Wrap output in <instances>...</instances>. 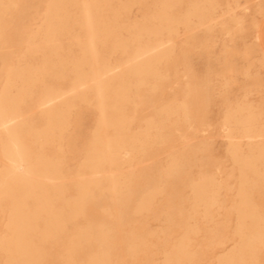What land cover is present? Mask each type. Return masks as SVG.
I'll return each mask as SVG.
<instances>
[{
	"label": "rangeland",
	"instance_id": "1",
	"mask_svg": "<svg viewBox=\"0 0 264 264\" xmlns=\"http://www.w3.org/2000/svg\"><path fill=\"white\" fill-rule=\"evenodd\" d=\"M16 1L2 20L8 29L0 42V100L8 88L11 95L26 92L18 107L24 123L18 137L34 153L36 133L45 129V116L38 107L41 94L45 89H66L75 84L72 69L76 63L63 62L66 72L62 77L45 75L33 82L8 77V69L43 65L41 54L29 55L28 49L40 41L46 1ZM211 2V16L200 21L204 26L178 25L168 41L170 54L159 66L160 81L146 80L130 94L123 112L129 119V132H138L144 120H150L154 129L146 148L130 164L116 169L104 166L101 170L100 177H123L120 193L110 192L106 182H101L93 190L94 199L75 221L66 217L72 213V199L79 194L76 174L84 171L85 156L94 136L108 134L99 109L89 103L92 93L67 95L70 107L64 132L38 149L59 167L61 179L55 181V187L62 191L54 193L49 188L43 198L56 209H65L61 222L67 224V231L101 224L106 235L104 244L91 239L76 247L77 263L109 248L110 264H217L221 255L237 249L239 206L250 209L257 217V227L248 221L245 224L244 231H256L257 239L239 264H264V159L256 157L253 161L255 172L244 169V161L233 159L236 145L242 152L251 143L264 145V53L256 35L258 22L264 16V0ZM142 5H132L123 21L137 26L145 11H141ZM147 8H152L151 0ZM70 34L82 32L73 30ZM122 35L137 37L139 30L123 31ZM68 42L63 41V48L75 57L77 48ZM122 59L115 53L109 63L118 67ZM21 84L25 88H20ZM238 106L248 108L255 119L256 138H242L225 130V119ZM5 164L0 149V170ZM199 181L219 185L208 212L209 220L202 218V209L194 201L193 185ZM147 196L152 198L150 209L137 212V206ZM28 204L31 206V202ZM9 206L8 200L0 202V240L7 234ZM67 231L51 237L49 245L42 244L43 250L47 246L52 249L47 264H70L64 253L55 251L69 240ZM182 243L192 259H171ZM128 247H136L135 252H129ZM2 260L0 256V264Z\"/></svg>",
	"mask_w": 264,
	"mask_h": 264
},
{
	"label": "bare ground",
	"instance_id": "2",
	"mask_svg": "<svg viewBox=\"0 0 264 264\" xmlns=\"http://www.w3.org/2000/svg\"><path fill=\"white\" fill-rule=\"evenodd\" d=\"M45 1L46 12L42 19L43 32L40 41L28 49L29 55L41 54L43 65L36 68L8 69L6 74L20 81L29 79L31 82L38 81L45 75L62 77L66 72L62 63L71 61L76 63V67L72 69L76 83L66 89H45L41 94L38 107L45 116V129L36 133L37 150L34 153L18 137V133L24 129L18 107L26 97V92L11 95L8 88L2 95L0 149L6 164L0 170V202L8 200L10 204L7 234L0 240L2 264H47L52 249L47 246L45 251L42 244L49 245L51 237L68 230L67 224L61 222V212L65 209H56L43 198L48 194L49 188H53L54 193L62 191L61 187H55V181L61 179L59 167L57 162L44 157L38 150L50 140L56 141L64 130L70 107L67 95L79 97L83 93L86 95L87 91L92 93V101L89 103L99 109L101 122L108 132L101 138L94 136L93 145L85 156L84 171L76 174L79 194L71 201V215L66 216L75 221L80 211L94 199L93 190L98 189L101 182H106L105 186L110 192L120 193L123 177H100L103 167L116 169L128 165L146 148L154 126L150 120H144V127L138 132H129V119L123 112L127 102L131 100L130 94L146 80L160 81L159 66L170 54L168 41L178 25L202 26L200 21L207 20L214 9L211 0H151V9L147 8L149 0ZM16 3V0H0V42L4 41L5 30L8 29L2 20ZM134 4L145 5L141 7V11L144 8L145 11L137 26L123 21ZM134 28L139 30L137 37L122 35L123 31ZM73 30L82 32V35L70 34ZM66 34L71 36L65 37ZM64 40L77 48L75 57L70 56L69 50L63 48ZM115 53L123 57L118 67L109 63ZM20 88H25V85L21 84ZM173 112L177 113V109ZM225 124V130L229 134H238L246 139L256 138V121L244 106H238L231 111ZM236 146L233 159L240 163L244 161V169L255 172L253 161L256 157L264 159V145L251 143L246 152ZM31 154L35 157H30ZM218 186L216 183L202 181L193 185L195 204L201 207L202 218L205 220L210 219L208 212L214 204L213 195ZM241 201L239 199L237 203L240 204ZM244 201L249 204L248 200ZM28 202H31V206ZM151 204L152 198L147 196L137 206L136 211L148 210ZM236 218L239 236L237 249L233 253L221 255L217 264H239L250 244L257 239L256 231H244L247 221L257 227L255 213L237 206ZM77 228L76 232L67 231L69 240L65 246L56 247L55 251L64 253L63 257L70 264H110L109 248L100 255L87 256L83 262H76V247L91 239L104 244L106 238L101 224H87ZM127 250L133 253L136 247H128ZM172 258L176 261L191 260L192 255L187 252L185 243H182L175 249Z\"/></svg>",
	"mask_w": 264,
	"mask_h": 264
},
{
	"label": "crops",
	"instance_id": "3",
	"mask_svg": "<svg viewBox=\"0 0 264 264\" xmlns=\"http://www.w3.org/2000/svg\"><path fill=\"white\" fill-rule=\"evenodd\" d=\"M257 45L262 53H264V17H262L256 28Z\"/></svg>",
	"mask_w": 264,
	"mask_h": 264
}]
</instances>
